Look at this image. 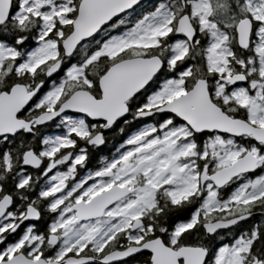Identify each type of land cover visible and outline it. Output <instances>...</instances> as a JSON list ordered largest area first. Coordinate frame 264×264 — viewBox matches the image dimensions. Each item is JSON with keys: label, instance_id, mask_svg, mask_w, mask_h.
Instances as JSON below:
<instances>
[{"label": "snow or ice", "instance_id": "obj_1", "mask_svg": "<svg viewBox=\"0 0 264 264\" xmlns=\"http://www.w3.org/2000/svg\"><path fill=\"white\" fill-rule=\"evenodd\" d=\"M0 264H264V0H0Z\"/></svg>", "mask_w": 264, "mask_h": 264}]
</instances>
